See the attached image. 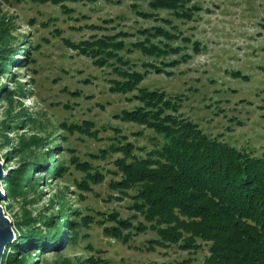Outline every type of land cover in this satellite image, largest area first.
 <instances>
[{"label": "rangeland", "instance_id": "374dc122", "mask_svg": "<svg viewBox=\"0 0 264 264\" xmlns=\"http://www.w3.org/2000/svg\"><path fill=\"white\" fill-rule=\"evenodd\" d=\"M191 2L199 9L192 19L186 20L175 19L164 10H158L159 19L143 18L132 6L136 3L145 8V4L135 0L66 1L69 14L59 3L51 1L0 0V44L9 41L28 47L24 45L25 39L31 41V58L26 61L21 53L23 66L10 65L9 71L0 75L3 89L0 96V208L13 229L11 242L17 239L16 228L18 223L22 224L26 213L35 221L33 226L42 231L46 230L41 219L58 216L61 205L79 210L82 216L92 219L87 226L79 228L74 241L62 245L61 249L37 257L32 253L35 264H91L88 261L91 256L96 258L97 264H203L206 246L196 252L182 250L177 245L143 251L140 247L155 237L150 230L133 235L130 243L105 234L103 227L110 224L107 214L118 212L122 218H131L135 209L129 195L123 197L110 186V181L118 178L113 161L120 153L106 159L98 154L119 141L151 148L152 132L117 118L121 110L136 105L130 100L132 94L111 92L108 80L115 77L112 67L101 66L72 46L117 34V39L131 49L119 53L129 59V65L135 64L138 70H143L141 63L154 58L142 55L130 44L144 39V34L140 33L144 28L164 26L173 30L174 27H169L160 17L172 19L178 38L171 43L179 46L180 51L156 59L165 62L179 59V64L164 66L172 75L151 69L141 85L161 89L171 96L179 95L180 113L184 117L213 135L220 134L237 147L261 154L264 152V0ZM159 38H154V42ZM191 41L199 43V53H194ZM186 53L192 54L187 61L181 59ZM235 71L240 72L241 77L234 76ZM18 84L25 92L23 97L13 91ZM10 91L14 93L8 94ZM28 116L34 121L27 119ZM84 121L92 124V130H98L97 137L71 132L61 126L63 122L81 124ZM140 130L143 135L137 136ZM32 135L45 137V144L51 139L50 146L59 145L50 162L57 165L63 161L67 169L61 176L53 174V167L50 174L27 168L36 180L33 187L36 191L30 190L24 198H9L2 177L20 168L24 158L30 160V150L23 153L21 142ZM60 136L62 138L58 139ZM94 169L102 170V182L89 183L90 190L76 185L83 181L86 171ZM137 219L143 221L141 216L132 220ZM63 233L66 237L69 234L66 229Z\"/></svg>", "mask_w": 264, "mask_h": 264}, {"label": "trees", "instance_id": "16d2710c", "mask_svg": "<svg viewBox=\"0 0 264 264\" xmlns=\"http://www.w3.org/2000/svg\"><path fill=\"white\" fill-rule=\"evenodd\" d=\"M30 1L59 3L62 10L69 14V8L64 2L81 0ZM135 1L145 4V8L136 3L132 6L134 12L143 18L159 19L158 10H164L175 19L190 20L195 10L199 9L191 0ZM160 19L169 27H174L173 30L164 26L144 28L140 30L144 39L130 44L142 55L154 58L141 63L143 70H138L135 64L129 65V59H124L119 53L123 49H131L127 48L123 40L117 39V34L72 44L101 66L112 67L115 77L108 80L111 92L132 94L130 100H134L136 105L131 109L121 110L116 115L117 118L152 132L149 137L151 148L119 141L111 143L108 149L100 150L98 155L104 159L113 153H120L121 156L113 161L118 178L111 180L110 186L123 197L129 195L135 209L131 218H122L118 212L107 214L106 219L110 224L105 225L103 230L107 236L124 243H130L132 236L142 231L154 232L155 237L148 239L140 247L143 251L177 245L182 250L196 252L206 246L203 264H264V152L255 154L252 149L229 143L220 134L207 132L180 113L179 95L171 96L161 89L141 85L151 69L156 73L172 75L164 70V66L174 67L179 64V59L170 62L156 59L180 51L179 46L171 43L178 38L172 19ZM157 37L160 38L154 42L153 39ZM24 45L28 47H20L9 41L0 44V75L9 71L10 65L23 66L19 58L21 53L26 61L31 58V41L25 39ZM191 47L194 53L200 52L197 41H191ZM191 57L192 54L186 53L181 59L187 61ZM232 74L241 77L238 71ZM2 90L0 88V96ZM13 91L22 97L25 95L21 84ZM13 91L8 94L14 93ZM27 119L34 121L32 116ZM61 126L91 137H97L98 134V130H92L93 126L88 121L81 124L63 122ZM136 135L142 136L143 130L137 131ZM61 138L62 136L58 137ZM44 140L45 137L38 135L22 139L21 151L24 153L30 150L31 158L26 161L24 158L20 168L13 169L2 177L9 198H24L30 190L36 191L33 189L36 180L27 172V168L50 174V168L53 167V174L61 176L67 169L63 161L57 162V165L50 162L59 145L50 146L52 140L47 144ZM103 180L102 170L99 172L94 169L86 171L83 181L76 185L90 190L89 183L98 184ZM129 190L133 193L128 194ZM67 207L61 205L58 216L56 214L45 218L43 215L41 221L46 231L33 226L35 221L26 213L22 224L18 223L16 228L18 237L6 245L1 263L35 264L32 253L37 257L74 241L79 228L87 226V222L92 219L82 216L79 210ZM137 216H141L143 221L137 219L134 222L132 219ZM64 229L69 233L67 237L63 233ZM88 261L97 264L93 256Z\"/></svg>", "mask_w": 264, "mask_h": 264}, {"label": "water", "instance_id": "95a60500", "mask_svg": "<svg viewBox=\"0 0 264 264\" xmlns=\"http://www.w3.org/2000/svg\"><path fill=\"white\" fill-rule=\"evenodd\" d=\"M1 175H2V170L0 169V179H1ZM0 189H1V182H0ZM0 200H1V193H0ZM13 236H14L13 229L10 228L7 218L3 216L0 208V264L4 254V249L6 245H8L13 240L11 239Z\"/></svg>", "mask_w": 264, "mask_h": 264}]
</instances>
